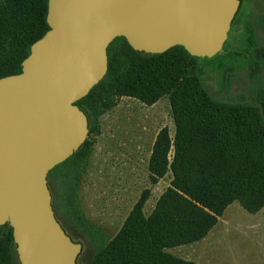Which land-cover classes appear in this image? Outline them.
<instances>
[{
    "label": "trees",
    "instance_id": "obj_1",
    "mask_svg": "<svg viewBox=\"0 0 264 264\" xmlns=\"http://www.w3.org/2000/svg\"><path fill=\"white\" fill-rule=\"evenodd\" d=\"M48 3L0 0V78L21 74L32 45L50 30ZM245 36L246 51L226 55L247 67L251 81L250 96L234 101L203 87L200 64L210 59L193 57L182 46L145 54L123 37L109 46L107 75L77 102L88 118L89 135L99 132L100 118L122 98L153 106L169 97L175 137L167 128L159 132L150 171L153 185L168 173L172 181L149 216L147 192L110 240L87 221L77 196L94 142L87 139L52 170L48 181L56 218L72 223L93 246L87 264H195L168 250L205 239L234 203L250 214L264 208V44L250 25ZM7 226L0 227V264H20L13 230L2 236Z\"/></svg>",
    "mask_w": 264,
    "mask_h": 264
},
{
    "label": "water",
    "instance_id": "obj_2",
    "mask_svg": "<svg viewBox=\"0 0 264 264\" xmlns=\"http://www.w3.org/2000/svg\"><path fill=\"white\" fill-rule=\"evenodd\" d=\"M239 0H49L50 30L21 74L0 78V227L9 225L20 264H77L82 245L56 218L49 173L90 134L77 102L107 75V50L125 38L162 54H220Z\"/></svg>",
    "mask_w": 264,
    "mask_h": 264
},
{
    "label": "rangeland",
    "instance_id": "obj_3",
    "mask_svg": "<svg viewBox=\"0 0 264 264\" xmlns=\"http://www.w3.org/2000/svg\"><path fill=\"white\" fill-rule=\"evenodd\" d=\"M241 1L224 50L200 64L203 87L225 101L250 96L247 67L226 57L231 52L246 51L247 25L254 28L256 40L264 44V0ZM223 74L227 77L223 78ZM164 128L174 139L176 128L169 97L153 106L122 98L118 106L100 118L99 132L88 136L95 145L80 181L78 201L87 221L102 229L110 240L121 231L147 192L144 214L149 216L171 185V173L158 184L151 183L150 160L156 138ZM173 152L172 149L171 157ZM60 224L75 243L82 245L78 264H87L95 253L93 246L72 223L61 219ZM10 231L8 225L2 236ZM168 252L195 264H264V208L250 214L234 203L205 239Z\"/></svg>",
    "mask_w": 264,
    "mask_h": 264
},
{
    "label": "flooded vegetation",
    "instance_id": "obj_4",
    "mask_svg": "<svg viewBox=\"0 0 264 264\" xmlns=\"http://www.w3.org/2000/svg\"><path fill=\"white\" fill-rule=\"evenodd\" d=\"M240 1V7H239V10H238V12L240 11V9H241V6H242V1L241 0H239ZM238 14V13H237ZM233 25V24H232ZM226 45V44H225ZM225 48V47H224Z\"/></svg>",
    "mask_w": 264,
    "mask_h": 264
}]
</instances>
